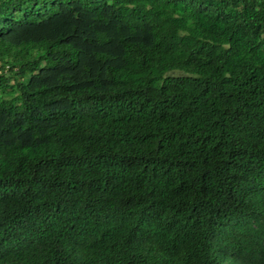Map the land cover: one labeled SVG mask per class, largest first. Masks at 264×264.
Returning a JSON list of instances; mask_svg holds the SVG:
<instances>
[{"label": "trees", "instance_id": "1", "mask_svg": "<svg viewBox=\"0 0 264 264\" xmlns=\"http://www.w3.org/2000/svg\"><path fill=\"white\" fill-rule=\"evenodd\" d=\"M0 264H264V0H0Z\"/></svg>", "mask_w": 264, "mask_h": 264}]
</instances>
